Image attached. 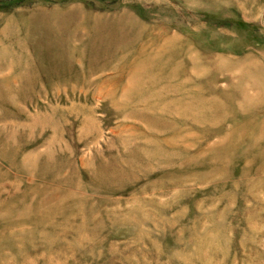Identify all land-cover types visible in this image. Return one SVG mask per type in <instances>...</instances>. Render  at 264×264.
<instances>
[{
    "label": "rangeland",
    "instance_id": "obj_1",
    "mask_svg": "<svg viewBox=\"0 0 264 264\" xmlns=\"http://www.w3.org/2000/svg\"><path fill=\"white\" fill-rule=\"evenodd\" d=\"M0 264H264V0H0Z\"/></svg>",
    "mask_w": 264,
    "mask_h": 264
}]
</instances>
